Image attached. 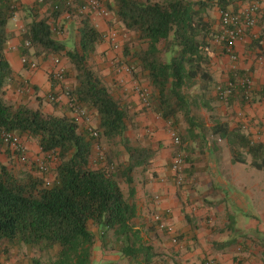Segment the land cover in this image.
I'll list each match as a JSON object with an SVG mask.
<instances>
[{
  "label": "trees",
  "instance_id": "obj_1",
  "mask_svg": "<svg viewBox=\"0 0 264 264\" xmlns=\"http://www.w3.org/2000/svg\"><path fill=\"white\" fill-rule=\"evenodd\" d=\"M46 1L34 0L32 5H24L19 0H0V134L12 133L35 142L40 152L55 162L51 179L36 177L26 170L16 174L0 163V244L53 250L51 264H92V248L99 236L103 245L113 243L129 263L152 264L156 255L153 247L131 223L136 210L130 197L135 170L148 166L155 150L130 143L125 135L128 103L117 98L88 63L103 43V33L88 16L77 13L74 5L78 0L73 5L58 2L57 8ZM101 1L112 19L143 44L135 51L134 67L144 74L152 89L153 111L165 121L182 116L188 125V138L195 135L194 128L199 125L226 142L232 162H248L252 168L264 170V143L254 141L240 125L231 128L214 114L209 126L200 124L192 114L191 97L186 91L197 86L206 93L214 81L208 63L215 54L212 39L216 35L209 11L215 7L229 10L239 0ZM44 5L50 10L49 17L40 16ZM28 10L29 20L17 49L19 56L35 61L34 58L45 60L52 55L69 61L70 67L64 73L65 79L72 78V83L67 84V95L85 110L94 112L96 136L86 128L80 129L73 116L45 113L39 107L5 99L6 87L15 78L5 56L8 22L16 12ZM62 13L70 17L73 13L81 15L77 47H68L66 40L54 36L53 27ZM261 38L254 40L259 48H263ZM203 104L211 110L206 101ZM94 140H103L109 146L118 140L124 150L123 158H119L121 153L107 152L98 163L91 164ZM13 151L22 158L20 151ZM90 224L96 231L91 230ZM257 236L264 264V233Z\"/></svg>",
  "mask_w": 264,
  "mask_h": 264
},
{
  "label": "crops",
  "instance_id": "obj_2",
  "mask_svg": "<svg viewBox=\"0 0 264 264\" xmlns=\"http://www.w3.org/2000/svg\"><path fill=\"white\" fill-rule=\"evenodd\" d=\"M19 1L24 5H32L30 3L34 0ZM253 1L264 6V0H239L237 5L240 6L239 8L246 7L247 5L241 4H249ZM45 9V5L40 8V16ZM29 11L31 10L16 12V15L8 22L9 39L5 56L15 73V78L6 87L4 97L6 100L17 103H26L29 100L27 103L29 106L39 107L45 113L73 116L76 118L79 128L82 129L85 125L84 120L73 114L67 96L62 93L61 86L50 77L53 60L50 58L39 60L40 66L37 70H30L21 63L17 49L21 32L29 20ZM90 20L100 31L107 28V23L102 18H90ZM258 38H261L259 43L263 48H259L254 43ZM216 47L223 54L220 55L221 61L229 62L230 75L221 82L234 81L228 56L221 48ZM234 49L239 57L236 62V71L240 75L247 74L251 77L252 88L249 97H244L240 91L236 96H239V101L233 100L236 97H231L229 102L241 110L237 113L239 118L244 112L243 120L246 119L245 123L248 125L244 131L254 141L261 142L264 137V13L260 11L257 13L255 24L246 30L241 40L235 43ZM259 56L260 59H258ZM61 63L67 70L69 69L70 63L65 57L61 59ZM223 63H220L221 67H224ZM131 79L137 81L133 76ZM70 83H72V78L68 77L64 80L65 86ZM23 84L30 86L28 91L25 90L26 93L23 90L18 91ZM54 92L60 95L58 101H44L49 93ZM119 93L121 94L120 91ZM124 95L127 96L126 103H128L129 110L135 120L143 121L144 125L149 124L145 115L139 112V109L142 108L137 97L134 94L130 96L128 93H124ZM90 112L94 118L92 122L97 125V117L92 110ZM228 124L231 128L241 126L239 123ZM149 128H151V124H149ZM212 137L215 142L212 139L205 146L208 161L203 168L206 173L205 178L196 183V189H182L179 192L174 185L168 182L152 179L148 170L140 169L138 172H134L133 193L130 201L136 212L131 223L135 229L140 230L143 240H148L147 244L152 247L154 246L151 242L152 233L160 234L158 248L153 247L156 255L152 258V264H236V260H239L238 264H262L261 248L256 245L255 240H257L258 234L264 233V174H262L264 170L256 169L257 172H248L244 166H248V163L232 162L230 147L224 140ZM18 139L24 144V148H30V144H33L34 151L40 152L35 142L31 143L25 137H18ZM29 153V151L26 152L28 155ZM152 163L151 166L154 167L152 170L158 171L160 174H168L162 160L158 159ZM242 174H246L248 177H243ZM155 195L159 196L158 203L154 201ZM252 199L256 201L253 204ZM154 212L161 213L169 223L173 224L178 235V244H172L168 234L154 227L151 220ZM235 218H240L239 222L243 224V227L240 228L233 224ZM90 225L91 230L96 231V228L92 224ZM153 228H155L154 231ZM229 238L232 240L229 241ZM233 240L240 243H233ZM100 243L99 236H97L92 254L96 249L101 251L96 261H93L94 256L91 257L92 264L104 262L137 264L136 262L129 263L117 251L105 254V249L100 246ZM95 244H99V247L97 248ZM41 251L38 247L2 243L0 244V263L48 264L43 260ZM156 260L158 262H154Z\"/></svg>",
  "mask_w": 264,
  "mask_h": 264
},
{
  "label": "rangeland",
  "instance_id": "obj_3",
  "mask_svg": "<svg viewBox=\"0 0 264 264\" xmlns=\"http://www.w3.org/2000/svg\"><path fill=\"white\" fill-rule=\"evenodd\" d=\"M241 5H248V4H241ZM239 7L240 6L236 4L235 7H231L229 8V10L237 11V9L238 10L240 9ZM41 14L44 15V17L50 16V10L48 9L47 5L45 11H42ZM65 14L66 13H62L61 16H59L58 18L59 20L57 21V24L54 25L53 27L54 36L58 39L66 40L68 47H77L78 38H79L77 32V26L81 15H76L73 13V15L70 17L68 14L66 15ZM209 14L212 20L214 35H216L217 29L219 28L220 10L215 7L209 11ZM105 22L107 23L108 29L109 28L115 29L117 31L120 50L113 51L110 48H108V45L105 42H103L98 46L97 52L90 56V58L88 59V63L102 78L103 82L109 87V89L115 94V96L126 102L127 96L125 97L124 93H128L130 96L131 93L121 90V88L116 86L114 82L113 69L117 64L113 61L114 56H122L123 60L122 62H118V64L119 65L126 64L129 66H133L132 76L137 80L138 83L140 84L146 83L145 85H148L144 74L139 69L134 67L136 66V62L134 60L135 51L141 48L143 44L136 38L134 34L127 33L123 29L122 25L115 19L105 20ZM101 32L103 33L104 31L101 30ZM212 45L214 46L215 55L209 61L208 69L214 78V82L206 91V93H202L197 86H193L188 90H186L188 92V95L191 97L192 114H194V117L198 120V122H200V124L204 123L205 126L210 125L211 114L216 115L222 121L230 123V125H236L238 123L243 124L246 122V119L243 120V117L245 118L244 112L242 111L243 114L239 118L237 113L241 110H239L237 106L235 107V104L229 102L230 100H228V102H220L216 97L215 94L216 85L219 84L221 80L227 78L230 75V72H229V62L227 61L226 63H223L220 59V55L223 54L219 52L218 49H216L217 43L215 41V38L212 39ZM236 55H237L236 62H238L239 57L237 53ZM55 57L56 56L49 55L46 57V59L50 58L53 60ZM58 58L61 60L63 57H58ZM34 59L39 67L40 66L39 59L38 58H34ZM220 63H223L224 67H221ZM67 74H69V71H66V76ZM29 89L30 86L28 85V90ZM23 91L25 92V90ZM119 91L121 92V94L119 93ZM152 93L153 92L151 89V94ZM238 97L234 98L233 100L239 101ZM44 101H47L46 97L44 98ZM204 101H206L209 104L211 110H208L207 107H205V105L203 104ZM11 102L13 101L11 100ZM26 103H29V100ZM139 112L145 115L147 122L151 124V128H149V124L144 125L143 121L135 120V117L131 114L129 110V117L127 119V130L125 132V135L129 139L130 143L135 145L148 146L149 148L155 150V154L152 159V162H156L158 159L162 160L163 166L165 167L166 171H168V174L164 175V174H160L158 171L152 170V168H154L153 166H151V164H153L152 162L145 168L136 169L135 173L138 172L140 169L141 170L143 169V171L148 170L147 172L152 179L159 181L163 180L166 183L168 182L171 185H174L177 191L179 192L182 189L184 190H188V189L191 190L194 188L196 189L197 186L196 183L199 182L200 180L203 181L205 178L206 173L203 168L205 167V164L208 162L207 156L205 154V146L207 143L212 141L213 137L209 134L207 130L201 129L198 125L195 126L194 128L195 135L193 137L190 136L188 138L187 135L188 125L187 122L182 118V116L179 115L176 120L170 119L169 121H165L153 111L152 101L149 108L139 109ZM87 113L90 118V126L93 129H95L96 125H94V123L92 122V120L94 119L93 114L90 112V110H88ZM86 127L87 126L85 124L82 127V129ZM247 128L248 125L246 129ZM169 129H172L180 137V143L178 145L172 142L168 133ZM31 143H33V141H31ZM21 146L23 148V151L21 152L22 158H18L16 156V153L13 151V148L7 145L2 140H0V163L7 165L16 174L26 170V171H32V174L35 175L36 177L44 176V178L46 179H51L53 176L55 162L51 160L50 157H47L40 152L34 151L33 144H30L31 146L30 148H24V144L21 142ZM28 151L30 152L29 155L26 154V152ZM113 151L121 153L122 155L120 154L119 158L120 159L123 158L124 150L122 145L119 144L118 140H115L110 146L107 145L103 140L101 141L94 140L90 163L91 164L98 163L101 160V156H106L107 152L108 153L110 152L111 154L113 153ZM177 153H180L184 157V167L180 173H175L172 168V161L174 159L175 154ZM246 157L247 160H249V156ZM40 163H44L46 167V170L44 172H41L39 169L38 164ZM244 166L245 168H247L248 172L250 171L257 172L256 169L254 168L252 169V167L249 165L248 166L244 165ZM262 174H264V172H262ZM242 176L248 177L246 174H242ZM178 180L180 181L178 182ZM122 187L126 193L127 191L126 185H123ZM255 202L256 201L252 199V204ZM233 221H234L233 224H235L236 226L240 228L241 226L243 227V224L239 222L240 218H235V220ZM154 229L155 228H153V231ZM151 236H152L151 242L154 245L153 247L158 248V244L160 241L159 240L160 234H158L157 232H153ZM256 238H258V236H256ZM228 240L231 241L232 238H229ZM99 241H101L100 246L105 249V254H111L116 251V248H114L113 243L111 245L109 242H105V245H103L104 240L99 238ZM144 241L148 243L147 242L148 240H144ZM255 242L258 243L257 240H255ZM257 243L256 245L258 246ZM95 245L97 246V248L99 247V244H95ZM94 251L95 253L93 252L92 257L94 256L93 261H96L97 257H99L100 255L101 250L96 249ZM41 252L43 253L42 254L43 260L46 263L48 262L49 264L50 262H52V257L54 253L53 250L41 251ZM154 262H158V261L156 260Z\"/></svg>",
  "mask_w": 264,
  "mask_h": 264
},
{
  "label": "built area",
  "instance_id": "obj_4",
  "mask_svg": "<svg viewBox=\"0 0 264 264\" xmlns=\"http://www.w3.org/2000/svg\"><path fill=\"white\" fill-rule=\"evenodd\" d=\"M38 2H44L45 0H37ZM48 4L53 5V8H57L58 2L64 4L73 5L74 0H47ZM75 10L78 14L86 15L90 18H102L103 20L112 19L111 12L107 9L101 0H78L77 4L74 5ZM264 13V6H261L258 2L253 1L249 3L246 7H241L237 11L231 10H220L219 14V30L215 36V41L219 44L222 51L228 56L231 62L230 69L234 74V81H226L224 83H219L216 85L215 94L218 100L226 102L231 97H236L240 91L243 93L244 97H249V92L252 88V79L247 74L240 75L237 73L236 61L237 55L234 49V45L237 41L241 40L248 28L253 26L256 22V15L258 12ZM96 27V26H95ZM103 42L108 45L113 51L120 50L119 39L117 31L115 29L106 28L103 32ZM27 45V43H26ZM261 58L260 56L258 57ZM23 65H27L30 70H37L38 64L36 61L29 59L25 56L20 58ZM122 56H114V62L117 63L113 69V78L116 86L120 87L121 90L130 92L134 94L141 108H149L151 105V89L148 85L140 84L137 81H132V68L126 64L119 65L118 62H122ZM64 73L65 67L61 63L58 57L53 59V69L50 71V77L53 81L57 82L62 89V93L67 96L68 103L72 107V112L75 116L81 117L86 128L93 136L97 135L95 129L90 126V118L88 116L87 110L76 104L75 101H71L67 95L69 87L64 85ZM28 86L23 84L19 87L18 91L27 90ZM60 95L58 93H49L47 95V100L49 102H56L59 100ZM247 125L245 123L241 124L242 129H246ZM169 136L174 144L180 143V137L172 130H168ZM3 142L13 148L16 151H23L21 142H19L18 137L12 133H1L0 134ZM264 143V137L261 140ZM39 169L45 171L46 167L44 163H40ZM184 167V157L177 153L172 161V168L175 173H180ZM180 180H178L179 182ZM155 203H158L159 196H154ZM154 227L166 234H168L169 239L172 244H178V235L173 224L169 223L165 217L159 213L154 212L151 217ZM239 260H236L238 264Z\"/></svg>",
  "mask_w": 264,
  "mask_h": 264
}]
</instances>
